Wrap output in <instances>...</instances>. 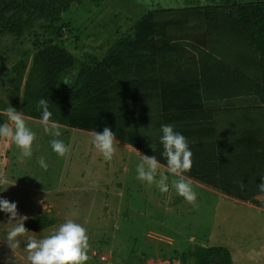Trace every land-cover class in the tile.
<instances>
[{"label":"trees","instance_id":"trees-1","mask_svg":"<svg viewBox=\"0 0 264 264\" xmlns=\"http://www.w3.org/2000/svg\"><path fill=\"white\" fill-rule=\"evenodd\" d=\"M85 1L105 0H0V37L42 34L34 38L21 114L41 121L37 105L45 99L50 122L91 133L108 127L119 141L167 166L160 138L130 128L145 112H156L187 140L192 168L185 176L264 208L255 199L264 195L258 188L264 182V102L251 94L264 90V1L148 12L96 62L80 61L56 43L64 14ZM177 40L202 46L214 62L208 67V61L174 57ZM133 60L147 66L145 77ZM24 66L21 60L18 68ZM12 107L17 111L18 102ZM53 224L37 216L25 227L40 231ZM191 256L193 264H231L223 246H196Z\"/></svg>","mask_w":264,"mask_h":264},{"label":"rangeland","instance_id":"rangeland-1","mask_svg":"<svg viewBox=\"0 0 264 264\" xmlns=\"http://www.w3.org/2000/svg\"><path fill=\"white\" fill-rule=\"evenodd\" d=\"M253 1L264 0L85 1L72 4L64 14L66 26L62 39L56 43L80 61L96 62L130 34L148 12ZM35 35L42 37L40 31L0 37V107H12L16 101L18 108L21 104L36 50ZM185 42L174 43V57L208 61V67L214 62L202 46ZM21 60L25 66L18 68ZM133 64L140 67L141 76L145 77L144 62L133 60ZM251 94L259 103L264 102L263 89ZM5 113L0 110V116ZM4 116L6 120L0 119V125L7 122ZM28 118H24L26 126L36 134L30 158L21 159L14 143L0 138V178L7 180L0 184V199L16 203L20 216H45L54 224L31 232L25 227V220L28 232L18 238L20 246L13 251L6 238L14 225L8 223L9 214L0 211V260L4 264H29L24 249L27 240L53 234L69 218L83 226L89 237V259L85 264H183L181 256H185L184 264H193L191 253L196 246H223L230 252L232 264H264V216L253 213L245 202L186 180L197 194L196 204H189L172 186L177 178L167 174L169 191L161 193L155 184L148 186L136 178V167L143 156L139 151L116 143L113 159L105 161L92 144L93 133L61 125L57 139L70 146V151L59 157L51 148L53 137L44 132L41 121ZM148 121L154 127L156 119L151 117ZM130 125L140 136L159 137L157 131L142 130L136 121ZM41 156L47 170L38 163ZM255 199L264 204V195Z\"/></svg>","mask_w":264,"mask_h":264},{"label":"clouds","instance_id":"clouds-1","mask_svg":"<svg viewBox=\"0 0 264 264\" xmlns=\"http://www.w3.org/2000/svg\"><path fill=\"white\" fill-rule=\"evenodd\" d=\"M63 82L69 85L67 81ZM37 108L42 110L41 124L44 132L53 137L50 140L52 150L59 157H65L70 151V146H66L62 140L57 139L61 136V131L55 122H50L52 113L49 111L48 102L45 99L39 100ZM6 116L7 122L0 125V138L13 142L20 149L21 159L30 158L36 134L26 126L25 120L15 108L8 107ZM161 132L160 143L163 146L162 155L167 161V170L177 177L172 181V186L180 197L189 204L195 205L197 194L184 177V173L192 168V152L189 150L187 140L182 134L175 132L170 124L161 125ZM115 142V134L108 127H105L102 133H93L92 144L105 161L110 162L113 159L116 151ZM38 163L41 168L47 170L48 165L43 156L39 158ZM159 167L156 156L143 155L136 167V178L146 182L148 186L155 184L161 193H167L169 191L168 176L159 172ZM5 183H7L6 178H0V184ZM241 188L243 189V185ZM258 188L261 193H264V182L260 183ZM6 189L7 187L4 190ZM0 211L9 214L8 223L14 225L8 231L6 238L9 247L14 251L20 246L18 238L28 232L24 227V221L28 218L18 215L16 203L6 199H0ZM89 248L86 229L69 218L53 234L45 238L37 240L30 237L24 249L27 252L29 264H85L89 259Z\"/></svg>","mask_w":264,"mask_h":264},{"label":"crops","instance_id":"crops-1","mask_svg":"<svg viewBox=\"0 0 264 264\" xmlns=\"http://www.w3.org/2000/svg\"><path fill=\"white\" fill-rule=\"evenodd\" d=\"M20 109V108H19ZM4 111V110H3ZM6 112V111H5ZM3 113V112H2ZM6 114V113H5ZM5 114H2V116H0L1 118V121H4V120H6V117L4 116ZM22 116V115H21ZM151 117H154L155 119H156V122H155V125H154V127H151V126H149V121H148V119L149 118H151ZM22 118L24 119V118H26L25 116H22ZM28 119H31V118H28ZM25 120V119H24ZM27 121V120H26ZM136 123H138V125L140 126V128L142 129V130H144L145 132L147 131V132H154V131H157L158 133H159V138L162 136V132H161V125H164V124H162V118H160V115H158V113H156V112H145V114H143V115H141V117H140V120H136ZM170 125H172L173 126V128H176L177 127V129H179V127H178V125H176V124H170ZM146 126H149V127H146ZM149 129V130H148ZM143 137H152V136H150V135H144ZM153 138V137H152ZM116 143H119V144H123V145H125V147H129V148H132V149H134L133 147H131V146H129V145H127L126 143H123V142H121V141H119V140H117L116 139V142H115V144ZM117 145V144H116ZM134 150H136V149H134ZM160 164V163H159ZM159 172H163L165 175L167 174V175H171V176H173V177H175L174 175H172L171 173H169L168 172V170H167V166H165V165H162V164H160V167H159V170H158ZM184 177H185V179L186 180H191V181H195V180H193V179H191V178H189V177H187V176H185L184 175ZM175 178H177V177H175ZM200 187H202L203 189H210L211 187H209V186H206V185H204V184H201V183H199V182H197V181H195ZM221 193V192H220ZM224 195V194H223ZM244 204V203H243ZM245 205L246 206H248V207H250L251 209H252V212L254 213V212H257V213H259L261 216H264V208H261V207H257V206H253V205H251V204H249V203H247V202H245ZM28 220V219H27ZM26 223V222H25ZM31 232H38V231H31ZM231 264H232V261H231Z\"/></svg>","mask_w":264,"mask_h":264}]
</instances>
